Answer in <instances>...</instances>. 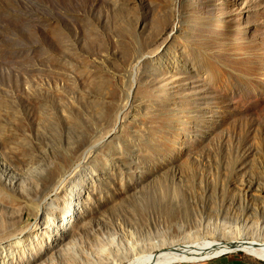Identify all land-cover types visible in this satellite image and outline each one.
Returning <instances> with one entry per match:
<instances>
[{"label": "rangeland", "instance_id": "rangeland-1", "mask_svg": "<svg viewBox=\"0 0 264 264\" xmlns=\"http://www.w3.org/2000/svg\"><path fill=\"white\" fill-rule=\"evenodd\" d=\"M73 148L75 218L93 211L121 236L113 215L137 238L184 216L264 228V0H0V187L38 195ZM64 194L45 195L57 215ZM5 201L0 225L24 255L40 233L61 240L37 220L44 203L35 217Z\"/></svg>", "mask_w": 264, "mask_h": 264}, {"label": "bare ground", "instance_id": "bare-ground-1", "mask_svg": "<svg viewBox=\"0 0 264 264\" xmlns=\"http://www.w3.org/2000/svg\"><path fill=\"white\" fill-rule=\"evenodd\" d=\"M117 127L113 129L111 138L117 131H121L120 123ZM95 149L91 146L86 154L82 153L83 158L88 159ZM77 152L78 150L73 148L67 161L57 165L52 163L51 173L54 175L46 183H43V180L40 186H36V189L40 187L38 195L15 196L11 194L10 189L0 187L5 202L10 205L11 215L31 210L36 217V201L44 203L45 209L50 211H41L37 220L41 222V226L48 227L49 231L59 233L61 238L57 240L49 232L40 233L36 247L30 248L26 256L23 249L25 245L18 239H13L16 233L0 225V253L8 251L16 254L14 261L8 260L5 264H44L45 261L46 264H197L236 251L264 262V228L260 229L258 224L247 226L243 221L235 220L230 224L221 223L213 230L203 231L204 225L201 222L191 224L184 216L182 224H176L174 227L168 225L147 228V233L142 238H137L134 236L133 226L129 227L128 222L114 218L113 215L109 220H113L120 229L123 227L121 236L118 235L117 229L114 231L108 228L104 221L92 218L93 211L75 218V210L78 207L76 199L79 198L75 188L76 176L82 171V165H76L70 175H64V172L71 168L72 157ZM46 168L48 169V166ZM23 181L25 179L19 180L20 183ZM27 183L33 184L30 181ZM62 186L65 188L64 207L67 206L68 209L63 208L57 215L56 210L59 207L56 205V198L48 199L45 195L51 189ZM55 216H58V221ZM124 228L126 231H123ZM249 234L251 238L247 239ZM45 244H49L48 249L44 248L43 251Z\"/></svg>", "mask_w": 264, "mask_h": 264}]
</instances>
